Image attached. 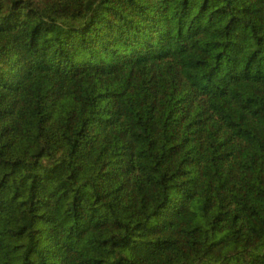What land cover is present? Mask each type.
I'll return each instance as SVG.
<instances>
[{
  "label": "trees",
  "instance_id": "1",
  "mask_svg": "<svg viewBox=\"0 0 264 264\" xmlns=\"http://www.w3.org/2000/svg\"><path fill=\"white\" fill-rule=\"evenodd\" d=\"M0 264H264V0H0Z\"/></svg>",
  "mask_w": 264,
  "mask_h": 264
},
{
  "label": "rangeland",
  "instance_id": "2",
  "mask_svg": "<svg viewBox=\"0 0 264 264\" xmlns=\"http://www.w3.org/2000/svg\"><path fill=\"white\" fill-rule=\"evenodd\" d=\"M43 166L46 167V168H49V167L54 166V164L51 163L49 160H47V158H45V159L43 160Z\"/></svg>",
  "mask_w": 264,
  "mask_h": 264
}]
</instances>
